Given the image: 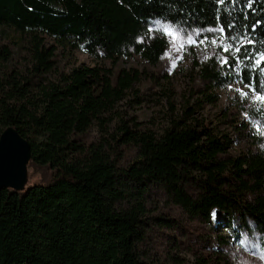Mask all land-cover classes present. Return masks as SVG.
<instances>
[{
	"label": "trees",
	"instance_id": "trees-1",
	"mask_svg": "<svg viewBox=\"0 0 264 264\" xmlns=\"http://www.w3.org/2000/svg\"><path fill=\"white\" fill-rule=\"evenodd\" d=\"M247 3L226 8L217 0H0V36L27 52L26 64L18 67L14 51L0 42V135L14 126L30 142L28 169L34 170L23 190L0 193V264H150L142 245L152 186L191 218L210 221L216 209L227 227L264 237V145L230 155L232 139L216 134L209 121L192 119L191 108L156 133L116 109L140 79L138 70L115 73L97 64L65 72L56 60L62 46L112 62L134 52L157 64L167 40L150 34L156 19L187 29L231 22L259 41L264 0H251V8ZM226 68V75L208 66L202 71L219 86L234 79L254 87L264 83L259 68L242 67L239 75ZM97 123H110L114 131L106 127L89 142L85 135ZM127 147L137 159L121 165Z\"/></svg>",
	"mask_w": 264,
	"mask_h": 264
},
{
	"label": "rangeland",
	"instance_id": "rangeland-1",
	"mask_svg": "<svg viewBox=\"0 0 264 264\" xmlns=\"http://www.w3.org/2000/svg\"><path fill=\"white\" fill-rule=\"evenodd\" d=\"M157 23L174 25L156 19L151 21L150 29H155ZM155 33L167 40L166 51L157 64L147 62L134 52L112 62L96 58L83 50L58 46V71L66 72L78 66L97 64L110 67L115 73L121 69L130 72L138 70L140 79L116 108L125 120L134 117L142 122L143 127L147 126L160 133L172 118L191 108L192 119L209 121L216 134L232 139L228 152L230 155L237 156L263 146L264 114L259 107L252 106L251 100L241 98L235 91L240 88L249 92V89L239 79L232 80L230 89L229 84L219 86L204 76L202 69L206 66L214 71L221 69L224 75L227 73V68L221 65L219 57L229 56L228 53L211 44V38L216 34L203 33V36L209 37L207 46L186 45L176 51L170 37L159 31H150L151 35ZM46 38L50 44H56L52 37ZM0 42L8 44L14 51L13 61L16 66L23 67L26 64L25 50H20L3 36H0ZM206 55L209 57L207 60L204 59ZM173 61L176 63L174 68ZM50 77L56 79L57 73H52ZM210 98L214 101L211 102ZM111 125L108 123L101 128L98 123L94 124L85 135L87 140L91 142L99 139L101 130L106 127L113 132ZM136 159V151L127 147L120 164H129ZM33 171V166H30L28 181L33 176ZM146 197V215L150 227L142 251L144 259L150 264H264V237L257 231L249 234L241 230L234 231L227 227L225 215L216 209L210 221L191 218L160 187L152 186ZM154 217L162 220L155 221ZM236 233H239V237Z\"/></svg>",
	"mask_w": 264,
	"mask_h": 264
},
{
	"label": "snow or ice",
	"instance_id": "snow-or-ice-1",
	"mask_svg": "<svg viewBox=\"0 0 264 264\" xmlns=\"http://www.w3.org/2000/svg\"><path fill=\"white\" fill-rule=\"evenodd\" d=\"M217 2L227 8L230 5L238 3L239 0H217ZM246 7H252L251 0H248ZM257 24H259V21H257ZM255 29L256 24L252 25V31H255ZM153 30L161 32L164 36L170 37L173 48L176 51H180L186 45L207 46L206 42L208 41L209 37L203 36V33H215L216 35L211 38V44L220 48L222 52L229 53L235 62L234 64H230L229 56H221L219 59L222 66H227L228 68L232 69L233 72L237 73V75H239L242 71V67H248L251 69L259 68L260 71L264 72V68L260 67L262 64H264V48L252 49L248 47V45H253L256 43L264 45V39L256 41L250 38L248 32L241 34L238 31H235L234 23L230 22L227 25L221 24L214 28H206L198 31H186L185 29L171 24L157 23L155 29H149V31ZM234 32L235 34H233ZM204 59L207 60L209 57L206 55ZM245 61H249L250 63L245 65ZM172 67H176L175 61H173ZM239 82L244 83L243 79H241ZM228 87L231 89L232 85L229 84ZM245 87L249 89V92H245L240 88L235 89V91L239 93L241 98L251 100L252 106L259 107L261 113L264 114V83H262L260 87H254L249 81L248 83H245ZM249 93H252V95Z\"/></svg>",
	"mask_w": 264,
	"mask_h": 264
},
{
	"label": "water",
	"instance_id": "water-1",
	"mask_svg": "<svg viewBox=\"0 0 264 264\" xmlns=\"http://www.w3.org/2000/svg\"><path fill=\"white\" fill-rule=\"evenodd\" d=\"M31 144L14 126L0 135V193L3 189L23 190L28 183Z\"/></svg>",
	"mask_w": 264,
	"mask_h": 264
}]
</instances>
